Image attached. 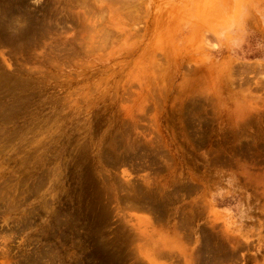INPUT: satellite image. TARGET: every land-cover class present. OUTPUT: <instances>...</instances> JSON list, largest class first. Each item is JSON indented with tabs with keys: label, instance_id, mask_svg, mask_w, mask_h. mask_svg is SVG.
Instances as JSON below:
<instances>
[{
	"label": "rangeland",
	"instance_id": "1",
	"mask_svg": "<svg viewBox=\"0 0 264 264\" xmlns=\"http://www.w3.org/2000/svg\"><path fill=\"white\" fill-rule=\"evenodd\" d=\"M0 264H264V0H0Z\"/></svg>",
	"mask_w": 264,
	"mask_h": 264
}]
</instances>
